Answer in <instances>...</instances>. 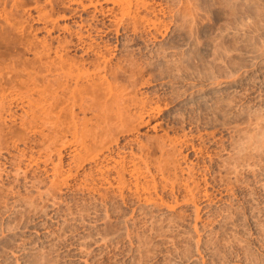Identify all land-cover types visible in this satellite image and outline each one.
<instances>
[{
  "label": "rangeland",
  "instance_id": "374dc122",
  "mask_svg": "<svg viewBox=\"0 0 264 264\" xmlns=\"http://www.w3.org/2000/svg\"><path fill=\"white\" fill-rule=\"evenodd\" d=\"M146 2L0 0V264H264V0ZM61 58L161 112L95 137Z\"/></svg>",
  "mask_w": 264,
  "mask_h": 264
},
{
  "label": "bare ground",
  "instance_id": "6f19581e",
  "mask_svg": "<svg viewBox=\"0 0 264 264\" xmlns=\"http://www.w3.org/2000/svg\"><path fill=\"white\" fill-rule=\"evenodd\" d=\"M146 1L145 0H96V1H90L89 4H84L83 0H71V3L81 6L83 7V9H86L89 6H94L96 12H100L104 16H110L112 12L115 10V8L118 6L119 9L117 10V12L119 11V15L116 12L113 19L115 20V22H117L116 24L118 27L116 28L117 29L116 32L118 33L120 31L119 27H123L126 23L127 25L129 23L132 24L134 27L133 30L138 31L136 29L139 28L140 20L141 21L145 20L144 19L145 17L143 18L140 17L139 11L141 10L142 7L146 8L145 6L149 5L147 4L149 2ZM103 3H112L113 5L111 7H108L107 9L105 8H102L101 10L98 9L97 6ZM147 20L150 21L152 19H147ZM151 25L157 31L161 28L160 24L156 20L155 21L152 20ZM88 26L89 29L87 30H90L92 26L91 25ZM80 40L85 43L82 34L80 35ZM96 46L97 45L89 44L86 47L87 52L89 51L96 52L95 50ZM104 58L106 60L105 56ZM94 66L95 69L92 72H90L89 69L86 67L85 63H68L67 60L61 58L60 61L58 62L57 69L61 71V74L65 78L66 82H74L75 84L74 89H69L65 86L63 87L62 83L60 82L58 84V88L64 93V95L69 96L74 106L79 105L82 109H84L86 103L90 104L96 113L97 120L101 121L97 124L95 137L103 133H108L114 130L116 131L117 129L127 127L128 125L131 126V124L138 123L137 125L141 126L145 123H148L153 117L156 116L157 113L161 112L162 108L160 107V105L151 106L149 104V101L146 100L138 101L134 99L133 96L128 97L125 87L118 86L113 82L108 81V79L106 78V74L101 76L102 72H107L106 65L101 66L100 64L99 65L96 64ZM85 80H91L93 83L92 85L93 97L91 96L89 99L87 98V95L89 94L88 89L82 84V81ZM29 84L32 87L34 86V89L37 88L38 85H40L35 77H32L30 79ZM82 86L84 88H82ZM50 87H53V85L49 83L46 85L44 89H42L43 93H45L44 103L48 105H54V103L59 100V97L55 94L57 89L54 91H50ZM102 89L107 94L106 99L104 100L103 103L97 102L98 101L97 96L99 94V91ZM34 93L35 91L29 92L27 97L31 96V98H33ZM186 95H187L186 93L183 94V98L187 97ZM32 103L34 104V102ZM111 104H112L111 110L113 109V105L116 107L113 115L109 111ZM136 107H139V109L137 111H134L133 109ZM107 114H110V116H108ZM73 133L78 134V131L76 129H73ZM170 141H172L171 138ZM240 150L241 148H239V151ZM238 154L240 156L239 152ZM236 162H238L237 159ZM235 165H237V163Z\"/></svg>",
  "mask_w": 264,
  "mask_h": 264
}]
</instances>
